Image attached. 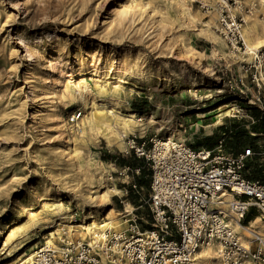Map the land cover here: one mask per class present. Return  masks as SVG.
Returning a JSON list of instances; mask_svg holds the SVG:
<instances>
[{"label": "rangeland", "instance_id": "1", "mask_svg": "<svg viewBox=\"0 0 264 264\" xmlns=\"http://www.w3.org/2000/svg\"><path fill=\"white\" fill-rule=\"evenodd\" d=\"M121 1L0 0V264L21 263L16 251L9 255L3 249L8 238L10 247L21 241L31 225L29 217L15 213L18 205L63 203L78 220L83 219L84 213L76 203L85 202L74 190L75 183L66 185L73 175L62 164L75 144L61 119L47 117L53 104L68 125L74 126L70 122L73 112H83L81 121L85 116L83 102H70L69 98L62 102L52 94L71 67V85L79 84L83 90L100 86L108 92L116 88L124 98L120 109L123 116L136 112V105L143 108V112L136 113L144 123L154 116L153 124L144 132H136L141 141L170 134L195 147L213 149L225 139L230 152L247 146L264 151V88H258L250 76L243 74L233 57L235 53L227 48L225 59L212 58L209 42L203 62L211 65L212 72L205 73L167 46L169 29L163 31L162 38L155 37V32L146 37L156 26L149 29L150 23L137 33L143 25L137 21L129 30L121 31L120 38L114 12ZM243 4L246 13L255 11L253 5ZM150 6L161 11L165 3L152 0ZM193 7L202 19L210 12L196 2ZM260 16L264 17V8ZM125 47H131L134 56L131 72L123 75L124 84L112 83L116 71L94 75L93 64L103 66L110 53L119 54ZM137 50L142 52L139 60ZM96 93L87 96L102 109V94ZM231 108L235 109L228 114ZM78 145L84 162L99 158L114 164L113 179L108 184L124 191L123 197L113 196L115 206L124 210L129 202L146 221L151 220L148 202L152 170L148 163L132 150L128 153L118 145L109 147L104 135ZM136 170L140 174L134 173ZM252 175L263 177L260 171ZM57 193H61L59 198L55 197ZM35 212V217L41 215L44 207L37 204ZM259 215L250 213L246 224ZM143 226L150 228L145 221ZM63 228L52 230L60 229L54 242L62 237ZM50 232L42 236L38 246L48 241Z\"/></svg>", "mask_w": 264, "mask_h": 264}, {"label": "built area", "instance_id": "2", "mask_svg": "<svg viewBox=\"0 0 264 264\" xmlns=\"http://www.w3.org/2000/svg\"><path fill=\"white\" fill-rule=\"evenodd\" d=\"M194 2L205 11L219 13L218 31L241 57V71L264 88V49L249 47L237 1ZM82 116V111H75L70 117L77 130L82 128ZM127 140V152L132 150L152 170L151 220L146 221L135 208L125 217L126 229H107L92 241L75 233L69 236L64 227L56 244L46 241L38 246L25 264H103V254L115 264H194L198 250L214 241L229 264H264L263 239L247 240L242 230H249L250 213L264 218V151L247 146L230 152L225 139L213 149L195 147L170 134L155 135L149 141L131 135ZM253 171L262 172L263 177H253ZM143 221L150 228L145 229Z\"/></svg>", "mask_w": 264, "mask_h": 264}, {"label": "bare ground", "instance_id": "3", "mask_svg": "<svg viewBox=\"0 0 264 264\" xmlns=\"http://www.w3.org/2000/svg\"><path fill=\"white\" fill-rule=\"evenodd\" d=\"M152 0H125L118 4V8L114 12L115 26L120 29L119 37L123 38L122 32L129 30L137 21H142V27L138 28L136 32L144 30L150 23L149 29L155 27L153 32L149 35L156 33V36L163 37V31L169 29L171 38L167 43L175 54L184 60H190L201 67L205 73H211V65L204 64L206 54L204 51L199 50L195 46L197 39H206L212 44L211 56L212 58H226L228 55V44L224 38L218 33L217 29L220 27L219 13L216 10L210 11L206 14V18L200 17V11L195 10L193 3L195 0H163L165 7L158 11L156 7L149 9ZM212 3V0H206ZM238 6L237 12L243 14L245 19V36L249 47L252 50L264 49V17L260 16L262 8H264V0H236ZM251 4L255 11L251 14L242 10V4ZM151 10L152 12H148ZM152 13V14H151ZM202 24L200 26L199 24ZM128 26V28H127ZM122 31V32H121ZM146 29L144 34L146 33ZM143 34V35H144ZM142 35V37H143ZM154 38V37H153ZM122 40V39H121ZM131 47H125L119 54L116 52L110 53L107 62L101 66L93 64L95 69V76L101 77L105 73L113 72L114 77L112 83H118L116 86L125 83L123 79L124 74L131 72V60L134 56ZM141 51L137 50L136 58L139 60ZM241 67L242 59L239 55L233 54ZM80 62V61H79ZM72 70V67H71ZM70 70V71H71ZM68 71L63 74L59 80L58 86L52 91L53 96L60 97L64 102L65 98H69L70 102L79 101L84 104L85 116L81 121L82 128L77 130L76 127L68 125L67 120L62 118L57 112V106L52 105L53 109L47 114L48 118L61 119L63 127L66 128L68 136L74 142V146L67 154L69 159L62 160L69 172L72 173L73 179L67 182L75 183L74 190L79 192L83 197L85 203H76L78 208L83 211V219L78 220L68 207L65 208L63 203H32L31 205H18L14 209L16 214H23L31 219V225L28 231L20 238L17 244L10 247L9 238L4 242L5 253L13 255V252L19 256L20 264H25V257H29L28 261L33 259L34 250L38 247V241L46 232H50L57 227L64 226L68 231L69 236L78 233L84 241H92L99 232L107 229H126L127 221L126 216L131 214L135 207L127 202L124 210L118 209L113 200V196H122L124 191L117 185L110 187L108 180L115 169L111 162L103 159H95L85 161L80 155L79 142L95 141L101 135L107 139L109 147L118 145L124 150H128L127 137L135 135L136 132H144L150 124L154 123V116L148 119L147 124L142 119H138L136 112H131L128 116H123L120 112L122 103H124L123 95H118L117 89L114 88L112 92H108L100 86L94 89L86 88L81 89L79 84H70L72 73ZM63 73V72H62ZM244 74V73H243ZM245 75V74H244ZM195 81V77H192ZM102 94V109L98 106L96 101L88 97L91 93ZM97 94V93H96ZM54 98V99H55ZM231 108L227 113L230 114ZM65 122V124H64ZM147 125V126H146ZM181 136V133H179ZM61 193L55 195L59 198ZM44 207V212L36 216V205ZM247 240L253 236H260L264 242V218L259 215L249 225V230L242 228ZM57 229L56 232H59ZM55 231L50 232L51 237L48 242L56 244L53 241ZM221 245L214 241L207 245L202 246L196 253L194 264H229L223 260L221 254ZM103 264H115L109 262L107 256L103 254ZM246 264H253L247 262Z\"/></svg>", "mask_w": 264, "mask_h": 264}, {"label": "crops", "instance_id": "4", "mask_svg": "<svg viewBox=\"0 0 264 264\" xmlns=\"http://www.w3.org/2000/svg\"><path fill=\"white\" fill-rule=\"evenodd\" d=\"M195 46L201 50L205 52V49L209 48V41H207L206 39H197L195 42ZM133 110H135L137 113H141L143 112V108L139 105H136V108H134Z\"/></svg>", "mask_w": 264, "mask_h": 264}, {"label": "trees", "instance_id": "5", "mask_svg": "<svg viewBox=\"0 0 264 264\" xmlns=\"http://www.w3.org/2000/svg\"><path fill=\"white\" fill-rule=\"evenodd\" d=\"M108 159V158H107Z\"/></svg>", "mask_w": 264, "mask_h": 264}]
</instances>
